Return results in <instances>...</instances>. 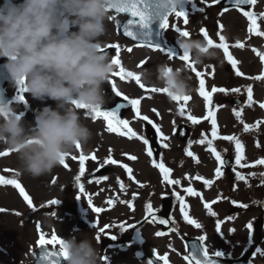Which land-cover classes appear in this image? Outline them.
<instances>
[{
	"label": "rangeland",
	"instance_id": "obj_1",
	"mask_svg": "<svg viewBox=\"0 0 264 264\" xmlns=\"http://www.w3.org/2000/svg\"><path fill=\"white\" fill-rule=\"evenodd\" d=\"M192 3L189 0H182L179 5L188 12V24H184L183 17L177 18L175 15L171 21L170 29L166 34L171 42L170 48H173L178 55L182 54L176 47L177 38L180 36L175 32L173 26L188 31L189 38L198 39L203 38L200 30L205 29L214 44L220 43V40L216 41V35L218 38L223 35L227 36L225 42L228 45L230 43L234 45L229 48V54L238 62L237 68L243 73L240 76L241 79L249 78L253 74L259 75L260 72L263 73L264 63L258 53H264V36H257L254 32L248 31L250 22L243 12L241 13L244 16V22L237 16L234 18L233 13L223 12L219 5L214 4L212 0H192ZM201 8L203 11H199ZM248 11L256 15L258 30L264 31L262 21L264 0H256L251 10ZM222 12L223 14H221ZM111 17L113 19L107 23V34L101 37V41H103V48L109 44L119 46V59L126 71H132L138 75L142 72H150L152 73L151 78L155 80V68L158 64L169 63L173 67L187 66L178 57L169 58L166 53L162 54L159 50L140 47L126 41L118 30L121 17L118 15ZM239 44H242L243 47L238 46ZM128 48H132V51L129 52ZM112 58L113 56L110 59L112 60ZM221 58L227 63L224 64L225 66L222 64L221 69H218L219 64L216 61H212L210 64L206 63L204 66L195 65L196 70L204 74L206 91H211L212 87H216L219 82L221 87L223 84L231 85L230 83H232V79L225 76L228 69L226 66L231 67V65L228 64L223 50ZM142 61L143 64H141ZM144 64L148 67H145ZM215 66L217 70L214 73ZM187 68L188 74L192 77L191 83L194 92L185 105L183 116L179 111L183 101L180 103L170 102L166 93L147 92L131 78L122 80L120 77L112 75L109 84L104 86L109 98L108 103H110L112 95L120 98L126 95L129 99L141 100L139 116L133 108L125 114L129 127L137 133L136 137L129 138L118 132H110L103 117H96L94 113L81 110L82 122L91 129L92 139L79 149L75 147L65 157L67 167L60 165L49 175L32 178L27 174H19L15 155L5 145L0 144V151L8 152V155L0 156V176L20 182L33 201V206L30 207L18 189L12 185L0 184V264H34L35 250L38 248L37 241L41 232L45 234L46 238H50L53 233L61 239L74 235L78 241L83 236L94 237L93 243L101 253L100 264H150V251L156 252L160 257H166L168 264H188L185 259L187 256L185 236L188 235L206 237L203 243L210 253L220 252L221 255L227 257H237L243 255L246 250L255 248L256 255L253 264H264V239L253 233L252 221L256 219L255 215L242 217L241 221L235 222L221 216L217 217L214 223L208 209L204 207L205 203L211 204L214 197L212 188L216 185V168L218 167V162L210 151L207 140H212V147H215L222 156L225 153H230L229 151L235 152V144L233 141H225L222 138L213 139L211 118L205 119V117H207L209 107L212 108L215 104L217 95L213 93V104L209 106L199 94V79L201 77H197L188 66ZM118 70V66H115L114 72ZM141 82L145 88H153L147 86L143 79ZM113 84L116 90L122 93V96L113 91ZM6 91L12 96L11 103L22 115L26 126L34 124L36 110L42 109L44 106L56 108L55 101L47 98L43 101L33 99L28 93H21L20 87L15 84L8 86ZM21 95L24 96L23 101L19 99ZM219 111L220 108L216 109V112L214 111L217 133L219 137H223L236 129L233 124L237 120L231 116V113L228 114L227 109L224 116L216 118ZM188 115L197 117L199 123L192 124L187 119ZM144 116H147L152 124L160 128L163 136L167 137L166 140L161 137L158 140L161 146L163 143L168 145L167 148L163 147L165 155L173 157L174 161H178L179 156L185 160L187 155L188 160L185 161L184 167L187 170L178 168L174 169V176L171 172L169 174V179L180 181L177 185L168 184L164 181L163 174H159V168L158 171L153 168V156L147 154L148 146L140 139V137L147 139L149 122L143 119ZM181 122H190L195 128V130L192 129L191 137L185 143L179 141L175 133ZM234 135L241 142L249 137V134L241 129L237 130ZM201 139H204L205 143H199ZM99 140L102 141V145L98 149L99 146L96 148V145ZM229 142L234 145L228 146ZM254 145V141L245 142L244 147L249 146L248 151ZM188 152H191L192 156H189ZM81 155L85 156L84 174L77 181L76 177L80 175L79 157ZM93 156L95 159H92ZM132 156H135L136 159H131ZM109 158L118 163L115 165L105 164L104 162ZM194 160H199V162L207 160V162L196 167L192 165ZM125 165H127V169H131V175L124 167ZM5 169L11 171H5ZM102 169H106L105 174L100 173ZM197 176L211 179L212 185L204 188L203 180L197 179ZM103 177H107V179H103ZM161 181L166 184L161 185ZM182 181H184L183 185ZM185 184L199 195L189 196L185 191L187 189ZM80 185L84 187L83 193L80 191ZM177 194L183 197L187 211L190 210L192 202L196 205L197 214L192 217L189 215V217L201 224L200 228H196L184 220L183 213L180 211V201L176 198ZM232 194L238 195V191H231L229 186L228 190L224 192L225 196L216 193V198L220 197L229 201ZM245 194V200L248 201L244 200L246 204H255L259 199H264V190L262 189L252 188ZM245 194L243 192V195ZM53 199L59 200V203L49 205L48 202ZM89 199L93 202L92 206L88 204ZM109 200L112 201L110 205L107 203ZM73 202H77L81 206L84 216L93 225L92 229L82 228L77 219L68 214V209ZM149 203L152 205V215L148 214L147 205ZM162 203L163 205H161ZM164 205L170 206H167L166 213L162 214ZM93 207H101L104 211L97 214L92 211ZM170 211V216L167 217L166 214ZM150 217L152 220L149 219ZM160 219H167L169 222L162 225L159 223ZM147 220L151 222H146ZM217 221L221 223L219 232L216 230ZM205 223L206 226H204ZM249 224H251V229L248 228ZM105 225H110V227L101 233L100 228ZM120 225H124L126 230L122 231ZM157 232H163L164 235L157 236ZM107 236L112 238V244L109 248L103 249L101 241ZM48 246L53 248L52 245ZM55 249L59 250V246L57 245Z\"/></svg>",
	"mask_w": 264,
	"mask_h": 264
},
{
	"label": "clouds",
	"instance_id": "obj_2",
	"mask_svg": "<svg viewBox=\"0 0 264 264\" xmlns=\"http://www.w3.org/2000/svg\"><path fill=\"white\" fill-rule=\"evenodd\" d=\"M119 0H4L0 5V58L3 69L33 99L46 98L56 108L34 112V124L26 126L11 102L0 101V144L16 157L17 172L32 178L49 175L79 144L92 139L82 122L81 110L92 113L108 103L109 84L115 65L102 51L110 12ZM76 30L73 31L72 29ZM227 39V36L225 37ZM176 47L187 52L195 65L216 61L222 65V49L207 41L180 36ZM149 87L167 89L173 97L192 96V77L185 65L158 64L152 73H140ZM84 106V107H78ZM93 238H62L67 258L63 264H100L101 253Z\"/></svg>",
	"mask_w": 264,
	"mask_h": 264
},
{
	"label": "snow or ice",
	"instance_id": "obj_3",
	"mask_svg": "<svg viewBox=\"0 0 264 264\" xmlns=\"http://www.w3.org/2000/svg\"><path fill=\"white\" fill-rule=\"evenodd\" d=\"M190 3H192V0H189ZM214 4H220L221 0H212ZM182 0H119L118 5L115 7V10L118 13H127L130 18L127 19L126 23L123 26V35L125 37L131 38L132 41L134 42H139L138 46H147L152 50H159L161 52H166L167 56L169 58L173 57H178L180 60L184 61L186 65L193 71L195 72L197 77H201L199 79V94L202 96L207 104L210 106L212 104V95L213 93H227L229 90L223 87H212L211 91H206L205 90V79L203 78V73L199 72L195 68V64L192 63L190 55L185 52L183 54L178 55V53L173 49V48H165L162 46L161 42H154V38H157L159 36L160 32L166 31L169 28V17L172 16L173 14L179 18L183 17V22L184 24H188L189 22V17H188V12L181 6ZM233 5L238 8L240 11L243 12V14L248 18L250 22V26L248 31L250 33L254 32L257 36H264V31H259V25L257 24V17L256 15L251 12V11H244L241 6L243 5H254L256 3V0H232ZM194 6L195 4L192 3ZM229 9L227 6L223 8V12H227ZM199 11H203V8L199 9ZM223 12L221 14H223ZM113 19V17H111ZM174 30L176 33L179 34V36L183 37H189L190 33L186 30H181V28L173 26ZM221 29L223 26H220ZM158 29V30H157ZM201 33L203 34V39L207 41L209 46L212 47H217L223 50L224 55L227 58V61L231 65L232 69L235 70V75L236 76H242L243 73L237 68V60L233 58L231 54H229V45L225 42V37L223 35L219 36L220 43L219 44H214L213 40L209 38L208 33L205 29L200 30ZM238 46L243 47L242 44H239ZM107 49L109 51H106L104 48L101 49L102 51L106 52L108 55H112V63L115 66H118L119 70L117 72H114L112 75L113 76H118L120 79H125V78H131L135 81L137 85H139L140 88L145 89L147 92H153V93H167V89H158V88H145V85L141 82V77L140 75L132 72V71H126L125 68L121 65V60L119 59V46L116 44H109L107 46ZM129 52L132 51V48L127 49ZM260 56L261 60L264 61V53H258ZM144 62L142 61L141 64ZM214 72V68H213ZM253 79H264V75L254 77ZM113 91L116 92L117 95L122 96V93H120L118 90H116L115 85H112ZM21 93L26 92V89L23 87H20ZM233 93H240L241 88H233L230 90ZM21 101L24 100V96L21 95L19 97ZM123 99L126 100L132 108L135 110L137 116L140 115V107L139 105L141 104L140 99H129L126 95L123 96ZM174 101L177 103H180L183 101V104L180 105L179 111L180 114L183 116L185 112V105L187 102L191 99V97L185 96V97H173ZM246 103L248 106H251L253 104V91L252 87L248 86L247 88V100ZM78 107H84V106H79ZM261 108H264V103L260 104ZM155 111V110H153ZM241 110H235L234 113L237 118L241 117ZM92 113L95 114L96 117H103L105 121H107L108 125V131L110 132H118L121 135L128 136L129 138L136 137L137 133L134 132L130 127H129V122L126 119H121L117 115L115 111H101V110H93ZM211 118V126H212V132L211 135L213 139H219L222 138L225 141H233L235 144V165L239 166L240 168H246V167H255L256 165H264V159H258L255 161V164L253 165H248L245 163H242V161L245 159L244 157V145L241 143V140L235 136V135H226L223 137H219L217 133V122L215 119V112L212 110L211 107H209L207 117L205 119ZM144 120H148L147 116L143 117ZM187 119L192 122V124H198L199 120L197 117L194 115H188ZM148 122L151 124L152 121L148 120ZM240 123L243 124V131L244 132H249L253 128H258L259 124L261 122H257L255 125H250L247 123H244V121L241 119ZM153 127L156 128V133L159 137H161L163 140H166L167 137L163 136V133L160 131V128L153 125ZM126 130V131H124ZM183 134V132H181ZM140 139L143 140V143L145 145L149 144V141L147 139H144L143 137H140ZM199 143L203 144L205 143L204 139H201ZM207 143L209 145V149L212 152V154L215 156L216 161L219 164V167L216 168V175L217 177L222 176V168L227 164V161L222 158V155L215 147H212V140H207ZM162 146L164 148H167L168 145L166 143H163ZM259 146V145H257ZM81 146L79 144L76 145V148H80ZM10 151V150H9ZM147 154L149 156L153 155L152 148L149 147L147 150ZM189 156H192L191 152L187 153ZM8 155V152L0 151V156H6ZM75 159V157H73ZM80 159V175L76 177L77 181L80 180L81 176L84 174V160L85 156L81 155L79 157ZM92 159H95V156L92 157ZM131 159H136L135 156H132ZM105 164H112L115 165L118 162L114 159H107ZM61 165H64L67 167L65 164V158L61 160ZM103 166V165H102ZM161 173L163 174V179L170 185H177L180 183L179 180L176 179H169V173L170 169L166 168L164 163H158L155 165ZM127 169V165L124 166ZM129 174L131 175V169H127ZM5 171H11L10 169H5ZM233 171H235V168H233ZM255 175V174H253ZM199 180H203V183L205 186L212 185L213 181L211 179H204L202 176H197L196 177ZM103 179H107V177H103ZM236 179L241 180V181H247V177L242 175L240 172H236ZM55 183V181H53ZM0 184L2 185H12L16 189L19 190L20 195L23 197V199L28 203L30 207L33 206V201L30 198L29 194L25 191V188L22 186L20 182H18L15 179H6L4 176H0ZM123 187V185H121ZM80 191L83 193L84 192V187L83 185H80ZM189 196H197L199 193L195 192L192 188H187L185 190ZM176 198L180 201V211L183 213V218L184 220L187 221L188 224L194 225L196 228H200L201 224L197 223L196 220L191 219L189 217L188 211H187V205L184 204L183 202V197L179 196L177 194ZM216 201H213L215 203ZM49 205H57L59 203V200L53 199L48 202ZM92 200H88L89 206H92ZM107 203L110 205L112 204V201L109 200ZM236 202L233 201V204ZM243 206V205H241ZM204 207L208 209L209 213L211 215H216L215 212L212 211L211 204L205 203ZM147 210L148 214L152 215V205L149 203L147 205ZM92 211L95 213L99 214L102 211H104L103 208L101 207H93ZM55 215V213H53ZM167 219H160L159 223L164 225L168 224ZM98 223V221H97ZM39 227V226H38ZM110 227V225H105L103 228H100V232L103 233L106 231V229ZM120 228L122 231L126 230L124 225H120ZM221 228V223L220 221H217L216 224V230L217 232L220 231ZM248 228L251 229V224L248 225ZM157 236H162L164 235L163 232H157ZM115 238V237H113ZM99 239V237H97ZM201 242H203L206 237L200 236L198 238ZM38 246L42 249L41 255H40V260L41 261H46L47 264H59V261L61 258L66 259L67 258V251L63 248V240L59 238L56 234H52L50 238H46L44 233H40L39 239L37 241ZM48 245H52L53 248H55L57 245L59 246V251H49L48 250ZM257 251H260L257 249ZM198 253L202 254L203 260H201L198 256ZM220 252H216L215 256H220ZM55 258V259H53ZM160 259H163L165 261V264H167V259L166 257H161ZM185 259L188 261V264H214V261L209 258L208 250L206 247H200L197 248L196 245H192V251L188 256H185ZM151 264V262H150Z\"/></svg>",
	"mask_w": 264,
	"mask_h": 264
},
{
	"label": "water",
	"instance_id": "obj_4",
	"mask_svg": "<svg viewBox=\"0 0 264 264\" xmlns=\"http://www.w3.org/2000/svg\"><path fill=\"white\" fill-rule=\"evenodd\" d=\"M0 4L3 5L4 4V0H0ZM222 4H223L224 7L227 6L228 8H230V7L233 6L232 0H224L222 2ZM249 6L250 5H243L241 7H249ZM161 35H162V32L159 33V36H157V38H154V42H161L162 43ZM162 46H164L163 43H162ZM5 62H6L5 59L0 60V101H5V100L6 101H9L10 100V97L5 94L4 89H5V86L7 84H12L13 83L8 78V75H7L6 71L2 67ZM130 106L131 105L129 103H124V102H121V101H116L115 104H114V106L109 107L108 111H115L117 113V115L119 116V118H121V113L123 112V110L127 109ZM181 132H183V135H185V132L184 131H181ZM76 212L80 213L79 210H78V207L76 205H73L72 208H71V210H70V213L76 214ZM107 242H108V240L105 241L104 245H106ZM188 243H189L190 251H192V245H196L197 248L202 247L200 245V242L199 241H195V242L188 241ZM48 250L49 251H52L50 249H48ZM41 251H42V249L40 248V251L37 252V258H38L37 264H47L46 261H41L40 260ZM198 256L201 259L202 254L198 253ZM248 256H249V254H248ZM202 258H203V256H202ZM209 258L211 260H213L214 261V264H215L216 260H214L211 257H209ZM53 259H55V258H53ZM243 259H240V260H237V261H228L227 263L221 262V264H241L242 262L244 264H250L248 258H243ZM59 264H63V258L60 259Z\"/></svg>",
	"mask_w": 264,
	"mask_h": 264
},
{
	"label": "flooded vegetation",
	"instance_id": "obj_5",
	"mask_svg": "<svg viewBox=\"0 0 264 264\" xmlns=\"http://www.w3.org/2000/svg\"><path fill=\"white\" fill-rule=\"evenodd\" d=\"M263 80H264V79H263ZM260 101H261V102H257V101H254V102H253V104H254V106H255V109H256L257 111H260V112H254V115H253V116H255V120L252 121V124H257L258 121L261 122V123L259 124V127H258V128H254V129H256L257 132H258V130L260 131V133L257 134V139L260 140V141H263V140H264V113H263V112L261 113V111L264 110V108H261V107H260V104H261V103H264V97H262V98L260 99ZM244 105H247V103H246V102H243V103H242V106H244ZM248 108H249L250 110H252L253 105H251V106L248 107ZM259 173H261V174L264 175V173H263L262 171H259ZM253 174H255V173H251V174L248 176V180L251 181L252 183H255V182L257 181V177H256V174H255V175H253ZM230 179L232 180V178H230ZM261 184H262V182H261Z\"/></svg>",
	"mask_w": 264,
	"mask_h": 264
}]
</instances>
